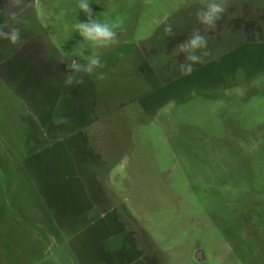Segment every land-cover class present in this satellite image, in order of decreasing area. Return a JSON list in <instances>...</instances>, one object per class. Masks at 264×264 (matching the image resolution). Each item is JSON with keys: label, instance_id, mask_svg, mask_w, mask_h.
Masks as SVG:
<instances>
[{"label": "rangeland", "instance_id": "obj_1", "mask_svg": "<svg viewBox=\"0 0 264 264\" xmlns=\"http://www.w3.org/2000/svg\"><path fill=\"white\" fill-rule=\"evenodd\" d=\"M33 3L48 59L0 57V264H264V6L224 0L206 29V0ZM96 18L117 43L73 28Z\"/></svg>", "mask_w": 264, "mask_h": 264}, {"label": "clouds", "instance_id": "obj_2", "mask_svg": "<svg viewBox=\"0 0 264 264\" xmlns=\"http://www.w3.org/2000/svg\"><path fill=\"white\" fill-rule=\"evenodd\" d=\"M260 6H264V0H254ZM79 10H83L88 14L89 17L93 15V10L90 7V0H79L78 3ZM226 12V6L224 0H206V7L198 9L196 12V18L199 24L203 25L206 29H215L217 27V21L221 20ZM116 23H111L107 20L89 19L86 21H78L73 25V28L79 32V34L86 40L97 46H109L117 43V33L115 28ZM164 31L168 35H173L171 25H165ZM0 38L7 39L13 45L17 47H22L24 44L21 31L12 22L0 23ZM208 46V41L204 35L200 34V29H193L192 37L186 42L178 46L179 51L191 50L186 56L184 63L179 65L180 71L185 74H190L195 63L202 62L203 55L207 53L204 52ZM198 50H202V54H196ZM69 68L76 71L80 70V65L69 64ZM104 62L99 56H94L90 58V61L85 68V71L89 74L94 73L95 68L103 69ZM96 79L103 80L105 78V73L101 71L99 74L95 75ZM83 83L82 80L74 81L73 75H68L65 79V84L71 86L74 84ZM67 117L59 116L54 117V122L65 123Z\"/></svg>", "mask_w": 264, "mask_h": 264}, {"label": "flooded vegetation", "instance_id": "obj_3", "mask_svg": "<svg viewBox=\"0 0 264 264\" xmlns=\"http://www.w3.org/2000/svg\"><path fill=\"white\" fill-rule=\"evenodd\" d=\"M33 1L34 0H0V23L12 22L16 27L20 29L21 35L25 42L22 50L20 49L21 47H18L19 50H17L15 48V45L10 43L9 40L0 38V57L3 56V51H8L10 53V57L27 55L26 57H28L29 59H33V56H36L39 51H42V53H44V57L48 59V50H46L45 48H39L41 40L40 36L38 34H33L30 27L26 23L27 10L28 8H31L33 6ZM35 44L37 47H39L32 49L31 47ZM7 59V57L1 59L0 65Z\"/></svg>", "mask_w": 264, "mask_h": 264}, {"label": "water", "instance_id": "obj_4", "mask_svg": "<svg viewBox=\"0 0 264 264\" xmlns=\"http://www.w3.org/2000/svg\"><path fill=\"white\" fill-rule=\"evenodd\" d=\"M194 257L197 259V260H206L207 259V256H206V253H205V249L200 247L198 249L195 250L194 252Z\"/></svg>", "mask_w": 264, "mask_h": 264}]
</instances>
